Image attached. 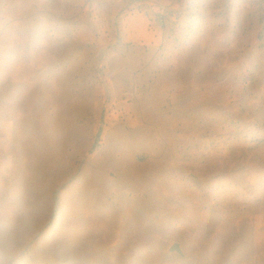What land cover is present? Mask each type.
Returning a JSON list of instances; mask_svg holds the SVG:
<instances>
[{
	"label": "rangeland",
	"instance_id": "374dc122",
	"mask_svg": "<svg viewBox=\"0 0 264 264\" xmlns=\"http://www.w3.org/2000/svg\"><path fill=\"white\" fill-rule=\"evenodd\" d=\"M0 264H264V0H0Z\"/></svg>",
	"mask_w": 264,
	"mask_h": 264
},
{
	"label": "water",
	"instance_id": "95a60500",
	"mask_svg": "<svg viewBox=\"0 0 264 264\" xmlns=\"http://www.w3.org/2000/svg\"><path fill=\"white\" fill-rule=\"evenodd\" d=\"M171 251H176L178 253H180V248L178 246V244H173L170 248Z\"/></svg>",
	"mask_w": 264,
	"mask_h": 264
}]
</instances>
